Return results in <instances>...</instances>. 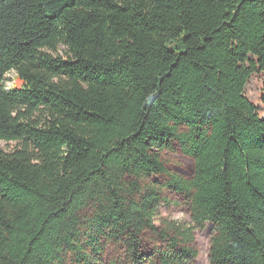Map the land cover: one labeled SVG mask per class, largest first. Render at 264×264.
<instances>
[{"label": "trees", "instance_id": "obj_1", "mask_svg": "<svg viewBox=\"0 0 264 264\" xmlns=\"http://www.w3.org/2000/svg\"><path fill=\"white\" fill-rule=\"evenodd\" d=\"M257 72L264 0H0V264H264Z\"/></svg>", "mask_w": 264, "mask_h": 264}, {"label": "rangeland", "instance_id": "obj_2", "mask_svg": "<svg viewBox=\"0 0 264 264\" xmlns=\"http://www.w3.org/2000/svg\"><path fill=\"white\" fill-rule=\"evenodd\" d=\"M64 48H62V51ZM62 53V52H61ZM17 84L18 88L22 87V83L16 79V73L10 72L5 77V85L11 89ZM263 86H264V75L261 72H257L251 76L249 82L245 88V94L248 99L259 108L261 115L264 117V104L263 99ZM17 147V143H4L0 142V148L5 151H12ZM159 215L163 218H168L173 221H177L182 224L192 225L191 217L187 213H181L177 210L170 209L166 206L160 208ZM214 230L211 225H207L205 230H196L195 236L199 247L198 258L190 264H210V253H211V240Z\"/></svg>", "mask_w": 264, "mask_h": 264}]
</instances>
